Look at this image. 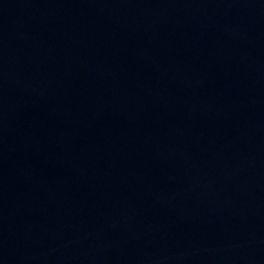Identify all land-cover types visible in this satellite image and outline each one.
<instances>
[{
  "label": "water",
  "instance_id": "95a60500",
  "mask_svg": "<svg viewBox=\"0 0 264 264\" xmlns=\"http://www.w3.org/2000/svg\"><path fill=\"white\" fill-rule=\"evenodd\" d=\"M0 264H264V0H0Z\"/></svg>",
  "mask_w": 264,
  "mask_h": 264
}]
</instances>
